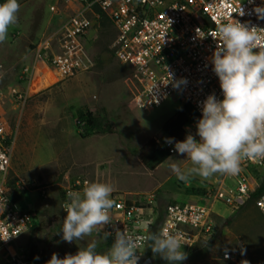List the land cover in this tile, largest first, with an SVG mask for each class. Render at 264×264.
<instances>
[{
	"label": "rangeland",
	"instance_id": "obj_1",
	"mask_svg": "<svg viewBox=\"0 0 264 264\" xmlns=\"http://www.w3.org/2000/svg\"><path fill=\"white\" fill-rule=\"evenodd\" d=\"M19 4L17 22L9 28L6 41L0 43L4 95L0 123L15 133L6 193L9 197L13 192L26 191L16 207L36 213L32 226L14 243L19 264H47L54 253L58 258L75 255L93 241L100 253L110 249L100 248L103 240L94 236L72 243L62 240L58 185L65 184L66 179L106 182L113 186V193L130 198L154 193L159 209L170 202H190V192L203 185L234 186L240 181L242 169L236 176L217 174L208 180L195 177L181 182L169 165L190 167L185 156L174 152L150 171L131 152L149 139L164 143L161 127L181 102L177 94H171L150 111L137 107L135 70L111 56L115 32L107 18L86 35L84 70L60 79L38 60L33 79L27 83L21 80L23 69L34 63L38 45L56 28L49 7L62 6V1L19 0ZM103 56L107 63L100 59ZM18 95L25 98L19 100ZM82 106L109 122L112 133L80 139L73 116ZM187 132L195 135L196 124ZM249 174L257 187L264 176L262 170L251 167ZM211 217L210 232L193 248L183 247L188 258L182 264H264V222L254 202L236 211L216 203ZM0 264H12L4 248H0ZM151 264L168 262L153 254Z\"/></svg>",
	"mask_w": 264,
	"mask_h": 264
},
{
	"label": "built area",
	"instance_id": "obj_2",
	"mask_svg": "<svg viewBox=\"0 0 264 264\" xmlns=\"http://www.w3.org/2000/svg\"><path fill=\"white\" fill-rule=\"evenodd\" d=\"M61 1L62 6L49 7L55 17L56 28L38 45L34 63L23 69L21 80L27 83L33 79L38 60H43L47 70L60 79L84 70L86 54L83 42L90 30L98 28L104 15L115 32L111 47L115 59L135 70L139 82L134 97L137 107L150 111L171 94H177L181 104L192 107L197 115L195 123L189 128L194 127L201 118L202 102L207 96L214 93L218 99L223 98L211 63L217 47L215 33L218 23L238 20L258 28V32L264 36V18L254 11L256 7H264V0ZM53 42L56 43L55 50L52 48ZM258 44H264V40ZM2 71L0 64V81ZM182 79L186 83L174 88L173 84ZM2 96L0 85V99ZM17 98L21 100L25 96L18 95ZM14 138V131L0 123V248L8 253L12 264H19L14 243L32 226L35 213L17 208V203H11L6 193ZM165 141L163 147L173 154L174 143L167 144ZM251 167L261 169L264 174V161L244 160L241 164L244 175L236 185L206 184L198 194L189 196L190 202H170L160 209L154 193L138 194L134 198L112 193L115 200V206L109 213L112 224L134 238L146 237L150 231L158 232L162 227H167L170 232L182 236V244H186L183 247L193 248L200 238L210 232L211 215L216 203L232 211L247 203L255 189L249 174ZM86 181L89 182L86 178L76 177L58 185L62 212H65L64 205L69 200L67 194L82 191ZM254 204L264 221V192ZM149 209L152 210L151 217ZM148 218L152 219V224L148 228H141L139 221ZM105 231H112L111 226L106 227ZM92 236L111 244L114 241V234L104 239L103 230L101 235L97 236L94 232ZM137 242L140 245L138 264H144L149 259L146 258L148 241L139 239Z\"/></svg>",
	"mask_w": 264,
	"mask_h": 264
},
{
	"label": "clouds",
	"instance_id": "obj_3",
	"mask_svg": "<svg viewBox=\"0 0 264 264\" xmlns=\"http://www.w3.org/2000/svg\"><path fill=\"white\" fill-rule=\"evenodd\" d=\"M19 9V0L0 3V43L6 41L9 28L17 22ZM254 11L264 18V7ZM215 36L217 47L211 63L223 98L218 99L213 93L202 102L195 135L188 134L179 142L173 138L165 141L174 143V151L191 162L185 168L176 163L169 165L181 182L195 177L208 180L217 174L236 176L242 161H264V44H258L264 36L258 28L234 19L218 23ZM183 83L186 81L182 79L173 87L179 88ZM113 192L111 184L95 181H86L82 191L69 192L64 205L66 216L59 231L64 242L72 243L91 237L94 232L99 236L103 230L104 239L114 234L110 249L100 253L93 241L75 255L58 258L54 253L47 264H138L139 239H146L151 252L168 264H182L188 258L182 236L167 227L134 238L112 224L109 213L115 206ZM148 214L151 217V209ZM139 223L141 228H148L152 219H141ZM108 226L112 231H105Z\"/></svg>",
	"mask_w": 264,
	"mask_h": 264
},
{
	"label": "trees",
	"instance_id": "obj_4",
	"mask_svg": "<svg viewBox=\"0 0 264 264\" xmlns=\"http://www.w3.org/2000/svg\"><path fill=\"white\" fill-rule=\"evenodd\" d=\"M2 2L3 0H0V3ZM103 18L106 17L102 15L101 19ZM111 56H114L113 53L111 54ZM100 59L106 63L108 61V59L104 58V56L100 57ZM196 118L197 115L195 111L192 109V107H190L187 104H181V106L174 113V115L162 125L161 132L165 137V139L173 138L174 142L183 141L186 135H188L186 128H189L193 123H195ZM73 122L75 127L79 131L80 139H86L91 136L99 135V134L112 133L111 124L107 122L103 117L97 116L95 112L89 110L86 106L78 107L77 109L74 110ZM131 152L137 155L141 164L147 170L150 171L154 170L157 166H159L161 163H163L172 155L168 149L163 147V143H159L155 139H149L141 147ZM200 191H201V187L198 190L191 191L190 194L193 195L198 194ZM263 192H264V176L260 184L257 187H255L253 192L250 194V197L246 204L250 202H255L256 198ZM25 194L26 191L24 190L18 193L13 192L11 195H9L8 198L11 203H18L23 199ZM65 216H66V212H62L60 215L62 225ZM111 245L112 244L109 241L104 240L103 243L100 245V248L103 247L108 248ZM146 258L151 259V262L153 260V253L149 248L146 251ZM151 262L149 264H151Z\"/></svg>",
	"mask_w": 264,
	"mask_h": 264
},
{
	"label": "crops",
	"instance_id": "obj_5",
	"mask_svg": "<svg viewBox=\"0 0 264 264\" xmlns=\"http://www.w3.org/2000/svg\"><path fill=\"white\" fill-rule=\"evenodd\" d=\"M169 2L170 1H175V0H168ZM3 99H4V95L2 96V98L0 99V103H2L3 102ZM78 130V129H77ZM15 139V138H14ZM13 143H14V140H13ZM13 143H12V146H13ZM189 197V196H188ZM23 210H25V209H23ZM14 246H15V244H14ZM15 248V247H14Z\"/></svg>",
	"mask_w": 264,
	"mask_h": 264
},
{
	"label": "water",
	"instance_id": "obj_6",
	"mask_svg": "<svg viewBox=\"0 0 264 264\" xmlns=\"http://www.w3.org/2000/svg\"><path fill=\"white\" fill-rule=\"evenodd\" d=\"M150 261H151V260H150V259H148V261H146L144 264H148Z\"/></svg>",
	"mask_w": 264,
	"mask_h": 264
}]
</instances>
